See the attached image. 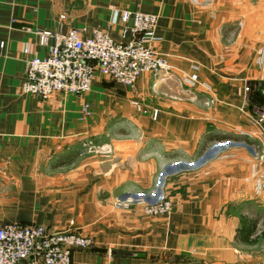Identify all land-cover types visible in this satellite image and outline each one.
Segmentation results:
<instances>
[{"label":"crops","instance_id":"crops-1","mask_svg":"<svg viewBox=\"0 0 264 264\" xmlns=\"http://www.w3.org/2000/svg\"><path fill=\"white\" fill-rule=\"evenodd\" d=\"M122 10L158 15L159 48L172 66L136 82L142 96L149 85L171 92L140 102L133 140L112 139L111 116L97 108L102 101L111 113L106 99H120L115 87L123 91L115 104L129 100L124 85L96 77L84 95L45 100L21 89L27 61L47 53L37 31L89 34L111 23L117 38ZM1 42L0 227L41 225L91 237L72 264H264L259 251L236 240L242 217L256 219L240 208H261V198L254 183H223L221 159L206 170L214 183H128L134 162L133 172L148 181L159 165L200 155L223 136L260 141L264 161V123L256 122L264 101V0H0ZM151 195L170 200L171 211L148 213Z\"/></svg>","mask_w":264,"mask_h":264},{"label":"built area","instance_id":"built-area-1","mask_svg":"<svg viewBox=\"0 0 264 264\" xmlns=\"http://www.w3.org/2000/svg\"><path fill=\"white\" fill-rule=\"evenodd\" d=\"M116 18L120 21L117 38L111 33V23L89 34L77 28L37 31L38 44L47 53L27 61L22 92L44 100L58 93L81 96L98 76L133 87L145 75L170 73L172 66L159 48L162 38L157 34L158 15L122 10ZM5 46V42L0 43L1 49ZM29 51L25 47L24 53ZM82 112L90 115L89 103L84 104ZM157 113L154 110V116ZM257 119L264 122V101L258 107ZM216 148L206 154H213ZM139 196L145 201L147 195ZM151 200L147 211L152 215L172 209L168 199L151 195ZM91 245V237L72 230L53 232L41 225H6L0 227V264H72L73 252Z\"/></svg>","mask_w":264,"mask_h":264},{"label":"rangeland","instance_id":"rangeland-1","mask_svg":"<svg viewBox=\"0 0 264 264\" xmlns=\"http://www.w3.org/2000/svg\"><path fill=\"white\" fill-rule=\"evenodd\" d=\"M98 77L101 78L104 83H113L115 85L117 83L107 77ZM115 85H113V87H115ZM135 85L133 87L126 88L128 92L133 93L129 100L133 101L136 109L129 106V103L131 101L127 100L125 97L124 99H126V102H123L121 104L119 103V105L115 104L117 102H120L121 97H123V91L119 88L115 87L113 88V90L116 93V96L120 99H114V97L106 99L105 96H103L101 93L100 101H104L106 99L112 102L110 106L111 113L108 112L107 105L102 104V101L101 104L97 106L98 112L101 115L105 112V115L111 116V118L109 119V125L111 129L110 134L112 139H136V136H139L141 128L139 124H135L134 117L136 118V116L138 115V111L142 109V103L140 102L143 101L145 104H149L157 97L167 99L168 94L171 92L164 84L158 86L155 89L154 87H150L149 85L148 92L146 91V93L142 96V94L140 93H134L133 88L135 87ZM169 98L171 99L172 97ZM256 122L257 124L264 123L259 122L257 118ZM90 146L91 147L87 148L93 150L94 147H96V144L94 143ZM215 146L217 147L216 150L214 149L215 152L213 154L207 155L208 158H205V154ZM262 149V143L257 140L242 141L232 139L231 137L230 139H222L221 141L209 143L205 152L201 153L200 155L192 158L180 157L176 159L174 163L171 162L172 165L175 164V166L173 167L171 164L170 167L169 165H159L157 167V170L152 171V173H147L146 176H148V181L145 180L146 178H143V180L141 179V172H133V169L136 166V163L134 162L128 165V168L130 169L128 171V183H214L212 182L211 174H208L206 170L209 168V163L211 162V160L213 161L221 159V162L223 163L222 168L225 172L223 174V178L220 180H226V182L223 181V183H254L253 192L256 198H261V208H257V206L247 207V205L244 203L240 210L247 215L250 214L255 217L256 220H258L259 228H262V224L264 223V161ZM202 158H204L205 160H201ZM199 160L201 161L200 164ZM229 160L234 161V167L225 165L228 164ZM229 168H231V171L229 170ZM168 170H170V172H168ZM231 224L233 226V223ZM249 247H254L256 251H259V256H262V258H264V253L262 254V252H264V238H261L256 244L250 245Z\"/></svg>","mask_w":264,"mask_h":264},{"label":"trees","instance_id":"trees-1","mask_svg":"<svg viewBox=\"0 0 264 264\" xmlns=\"http://www.w3.org/2000/svg\"><path fill=\"white\" fill-rule=\"evenodd\" d=\"M221 139L230 138L223 136ZM261 238H264V223L262 224V228H259L258 221L256 219L243 216L240 227L236 232V240L244 244L254 245Z\"/></svg>","mask_w":264,"mask_h":264}]
</instances>
